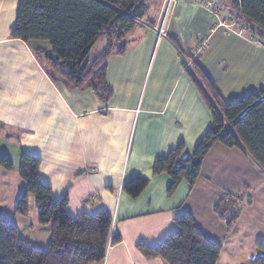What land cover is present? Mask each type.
<instances>
[{
    "label": "crops",
    "instance_id": "1",
    "mask_svg": "<svg viewBox=\"0 0 264 264\" xmlns=\"http://www.w3.org/2000/svg\"><path fill=\"white\" fill-rule=\"evenodd\" d=\"M221 1L174 0L164 21L165 35L159 37L156 27L163 22L166 0H143L144 16L120 42L124 52L115 50L106 60L113 94L105 102L90 87L53 81L35 54L50 45L12 38L20 0H0V156L7 154L15 167L22 151L39 157L41 180L51 187L53 198L67 196L72 217L111 213L121 239L109 245L103 260L91 264H170L162 257L147 258L138 245L160 244L184 213L222 246L217 264H251L257 243L264 242V170L245 150L214 144L196 182L183 180L172 193L171 176L154 173L156 157L181 142L192 155L213 122L184 67L185 57L169 38L180 39L186 56L195 58L225 100L242 95V85L249 92L264 88V51L227 28L236 21L242 27L230 10L220 16V10L208 6ZM100 40L92 58L107 46L106 35L96 44ZM0 169L1 177L11 171ZM136 176L149 184L133 198L123 188ZM14 187L7 195L11 199H17L26 183ZM238 194L250 201L229 228L214 207ZM28 212L21 215L24 222L30 207ZM7 220L36 247L34 239L46 225L31 216V224L22 229L16 213ZM49 230L51 234V226Z\"/></svg>",
    "mask_w": 264,
    "mask_h": 264
},
{
    "label": "trees",
    "instance_id": "2",
    "mask_svg": "<svg viewBox=\"0 0 264 264\" xmlns=\"http://www.w3.org/2000/svg\"><path fill=\"white\" fill-rule=\"evenodd\" d=\"M234 15L241 26L264 38V0H231ZM143 0H20L17 20L11 32L30 44L47 41L50 50L38 48L37 58L45 65L53 81L64 80L75 88L90 87L107 102L113 89L106 80V60L116 50L123 53L121 40L135 27L146 12ZM106 35V48L94 58L89 56L97 40ZM170 42L186 58L179 38ZM47 63V64H46ZM190 78L211 110L213 122L192 155L181 142L166 156H158L154 173H167L172 178L169 193L183 180L193 185L198 179L204 158L216 143L245 150L264 170V88L240 98L225 100L200 65L193 60ZM7 154L0 158V167L13 169ZM41 159L21 152L19 171L26 189L18 197L16 212L27 215L29 196L36 200L38 220L51 225L46 249L34 247L20 236L16 223L0 216V264H91L103 260L109 245L120 241L111 230L109 211L82 212L72 217L67 211V196L55 199L51 187L40 176ZM149 180L136 176L123 189L138 197ZM250 201L243 194L229 195L218 202L214 211L229 228L238 221L242 208ZM177 229L160 244L138 245L149 259L162 257L170 264H217L222 246L210 241L197 227L193 216L184 213L175 219ZM251 264H264V242L257 243V255Z\"/></svg>",
    "mask_w": 264,
    "mask_h": 264
},
{
    "label": "rangeland",
    "instance_id": "3",
    "mask_svg": "<svg viewBox=\"0 0 264 264\" xmlns=\"http://www.w3.org/2000/svg\"><path fill=\"white\" fill-rule=\"evenodd\" d=\"M168 2H169V0H166V2H165L166 3V6H165V9H164L163 17H165V14L167 13V10H168V13H169V10H171V6L174 4V0H172L170 6L168 8ZM208 6L210 8H212V9H218V10H220V14H221L220 16H223L222 15V10H223L224 13L230 10L232 15H235V13H236V10L233 8L232 3H231L230 0H228V1H225V0L224 1H221V2H219V5L217 3H211L210 2V3H208ZM229 17H231V16H229ZM233 23H235V22H233ZM233 30L234 31L235 30L238 31L240 29L235 26ZM242 35H244V37L250 39L251 42H252V44H253V46H255L257 48V50L259 49L260 52L264 51V47L260 46L257 43V41H264V38L260 34H258L257 32L255 34H253L251 32H246V33H243ZM43 42H46L49 45V43L47 41H43ZM102 43H103V40H100L96 44V48H94L91 51L90 57H92L93 55L97 54L96 53V49H98L102 45ZM193 60H195L194 57H188V58L185 57V61H184L186 64L189 65L188 66V69L191 72H194V70H193V63H192ZM223 60L224 59L222 58L220 61L222 62ZM224 67H225V64H224ZM245 88H247V86H245V85H242L239 88L242 91H238V94H242V95H239V96L237 95V98H240L243 95L249 93V91H247ZM258 90L259 89H257L256 91H258ZM231 96L233 97V95H231ZM13 163H14V161H13ZM19 166L20 165L17 164L16 167L14 166V169L13 170L8 171L7 174H5L2 177H1V174H0V216L1 217L2 216L3 217H6L7 219H9L11 217L13 218V216H14L15 213L18 214L16 212V207H17L19 195H18L17 199H11V197H9L7 195L10 192H14L15 191V187L14 186L17 185L19 183V181H21V183L24 181L23 178L20 175ZM0 171H1V169H0ZM25 189L22 192H24ZM29 207H30V215L32 217L36 218V220H37L38 219V211L36 210L37 209V207H36V200H35V196L33 194H30V196H29ZM18 215H19V225L21 226V228L22 229L27 228V225H30L31 224V220H30L31 219V216H29V220L26 219L25 222H24L23 219L25 217H22L21 214H18ZM23 223H24V227H23ZM50 226L51 225H46V226H43V228H40V230L38 232V235H39L38 239L37 240L34 239V242H35V246L36 247L42 248V249H46L47 248V246H48L47 244H48V241L50 239V230H49L50 229ZM34 234H35V236H37V233L35 231H34Z\"/></svg>",
    "mask_w": 264,
    "mask_h": 264
},
{
    "label": "built area",
    "instance_id": "4",
    "mask_svg": "<svg viewBox=\"0 0 264 264\" xmlns=\"http://www.w3.org/2000/svg\"><path fill=\"white\" fill-rule=\"evenodd\" d=\"M171 2H172V0H169V2H168V8H169V6H170V4H171ZM167 14H168V10H167V13L165 14V17H164V19H163V22L161 23V24H159L157 27H156V30H157V32H158V35H159V37H163L164 35H165V26H164V21H165V19H166V16H167ZM224 24V23H223ZM237 25V23L235 22V23H232L231 25H226L227 26V28H230V29H234V27ZM237 27V26H236ZM237 28H239L240 30H236L237 32H239V34H243V33H246V32H251V33H253V31L250 29V28H248V27H246V26H242L241 28L240 27H237ZM234 31V30H233ZM254 34V33H253ZM257 43L260 45V46H262V47H264V41H257ZM198 51H200V49L198 50ZM188 64H186V67L188 68ZM115 234V230H114V228L112 227V230H111V237L113 236Z\"/></svg>",
    "mask_w": 264,
    "mask_h": 264
}]
</instances>
